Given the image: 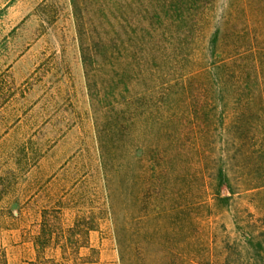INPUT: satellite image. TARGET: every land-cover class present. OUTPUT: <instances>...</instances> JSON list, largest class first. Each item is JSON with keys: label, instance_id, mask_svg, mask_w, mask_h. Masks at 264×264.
Masks as SVG:
<instances>
[{"label": "trees", "instance_id": "1", "mask_svg": "<svg viewBox=\"0 0 264 264\" xmlns=\"http://www.w3.org/2000/svg\"><path fill=\"white\" fill-rule=\"evenodd\" d=\"M218 1L100 0L93 170L122 264H153L154 241V264H264V0H229L217 17ZM238 201L237 235L218 243L211 210ZM175 230L177 247L166 239ZM51 239H32L24 262L80 258L77 241ZM82 246L94 251L88 237ZM57 248L59 259L48 255Z\"/></svg>", "mask_w": 264, "mask_h": 264}, {"label": "rangeland", "instance_id": "2", "mask_svg": "<svg viewBox=\"0 0 264 264\" xmlns=\"http://www.w3.org/2000/svg\"><path fill=\"white\" fill-rule=\"evenodd\" d=\"M78 1L74 10L71 0H0V247L8 264L34 259L31 240L50 236L52 244L77 241L75 264L88 255L92 264H122L93 170L99 161L100 0ZM228 1H218L217 17ZM238 202L211 210L206 225L218 243L237 235L234 217L245 204ZM90 223L96 230L88 233ZM180 235L175 230L166 239L177 247ZM87 237L91 253L82 246ZM158 249L150 244L153 264ZM48 255L59 259L60 249Z\"/></svg>", "mask_w": 264, "mask_h": 264}]
</instances>
